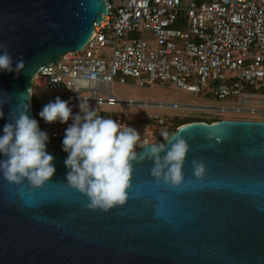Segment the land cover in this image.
I'll list each match as a JSON object with an SVG mask.
<instances>
[{
	"label": "water",
	"instance_id": "1",
	"mask_svg": "<svg viewBox=\"0 0 264 264\" xmlns=\"http://www.w3.org/2000/svg\"><path fill=\"white\" fill-rule=\"evenodd\" d=\"M107 14L108 0H0V42L13 68L25 61L19 73L0 70V135L17 105L28 104L36 120L35 75L84 50ZM176 132L189 145L184 183L156 184L153 161L134 162L129 199L108 212L84 207L62 152L46 147L55 173L39 188L0 173V264H264V121L196 122ZM193 159L206 165L203 180Z\"/></svg>",
	"mask_w": 264,
	"mask_h": 264
},
{
	"label": "built area",
	"instance_id": "2",
	"mask_svg": "<svg viewBox=\"0 0 264 264\" xmlns=\"http://www.w3.org/2000/svg\"><path fill=\"white\" fill-rule=\"evenodd\" d=\"M116 79L123 85L132 79L140 87L170 83L181 92L203 95L216 103L231 102L213 110L264 120V108L251 107L253 98H261L259 105L264 106V0L108 2V14L95 26L87 47L62 56L35 75L33 109L41 112L56 97L69 105L88 99L100 115L102 107H165L118 100L111 89ZM165 120L148 117L158 126H164ZM116 121L127 125L122 115ZM41 124L53 127L59 120L47 123L42 119ZM127 126L136 129L138 125ZM62 137L58 132L52 135ZM153 139L150 135L141 141L152 144Z\"/></svg>",
	"mask_w": 264,
	"mask_h": 264
},
{
	"label": "clouds",
	"instance_id": "3",
	"mask_svg": "<svg viewBox=\"0 0 264 264\" xmlns=\"http://www.w3.org/2000/svg\"><path fill=\"white\" fill-rule=\"evenodd\" d=\"M24 68L23 57L13 68L7 43L0 42V70L19 73ZM79 108L80 113L73 115L68 102L56 97L54 102L44 105L39 115L47 123L59 120L64 124L72 119L62 141L63 151L68 154L67 184L87 197L86 209L108 212L124 205L129 199L134 162L153 161L151 176L156 184L163 181L169 187L178 188L184 183L182 169L189 145L178 132L162 131L164 142L145 144L136 129L102 117L97 108L90 107L88 99H81ZM28 109V104L22 109L19 105L14 107L10 112L13 120L3 127L0 154L6 159L0 160V173L17 185L26 178L31 188L36 189L49 181L55 167L54 157L46 151L48 134L40 130L37 120L28 116ZM191 163L194 177L203 180L205 163L198 159Z\"/></svg>",
	"mask_w": 264,
	"mask_h": 264
},
{
	"label": "rangeland",
	"instance_id": "4",
	"mask_svg": "<svg viewBox=\"0 0 264 264\" xmlns=\"http://www.w3.org/2000/svg\"><path fill=\"white\" fill-rule=\"evenodd\" d=\"M106 54H110V49L102 50ZM112 93L118 100H132L135 102H147L152 104H164L165 107L157 106H116V107H102L100 108L104 113L102 117L105 118H115L119 115L127 119V125L134 122L138 126L136 130L140 134L141 138L144 136L153 135V142H158L163 137L161 136L162 131H170L178 123L185 120L193 121L195 119H201L204 121H217L222 119H239V120H252L259 119L256 117H243L229 112L217 111V109H212V107L220 106L222 104L228 105L231 102L224 101L221 103H216L210 98H206L203 95L191 94L185 91L178 90L173 84H154L147 85L145 87H140L135 80L128 79V82L123 85L117 79L112 84ZM261 98H253L252 101L255 103L251 107L264 108V106L259 105ZM69 105V104H68ZM235 106V105H231ZM72 109L73 115H75L76 110L79 105H69ZM93 107V106H90ZM39 111V110H38ZM40 112V111H39ZM149 116H163L165 117V125L158 126L156 122L150 123L148 121ZM264 121V120H261ZM70 118L67 123H60L57 126L46 127L44 126L43 131L48 135L58 132L59 134L65 135V130L72 123ZM53 135V134H52ZM48 141V146L54 148L62 144L63 137L59 139H54L52 137Z\"/></svg>",
	"mask_w": 264,
	"mask_h": 264
},
{
	"label": "trees",
	"instance_id": "5",
	"mask_svg": "<svg viewBox=\"0 0 264 264\" xmlns=\"http://www.w3.org/2000/svg\"><path fill=\"white\" fill-rule=\"evenodd\" d=\"M108 2H109V3H117L118 0H108ZM39 113H40V112H39L38 110H35V111H34L35 118H36V120H37V122H38L39 128H40L41 131H43L44 126L41 124L42 118L40 117ZM112 119H113V118H112ZM115 119H116V118H115ZM217 121H219V120H217ZM217 121H204V120H201V119H195V120H193V121H191V120H190V121L185 120V121H183V122H181V123H178V125L175 126L173 129H171V130L169 131V133H170V134H171V133H175V132L177 131L178 128H180L181 126H184V125L190 124V123L203 122V123H209V124H210V123L217 122ZM44 131H45V129H44ZM52 134H53V133H52ZM52 134L48 135V137H52ZM64 136H65V135H63V138H64ZM50 139H51V138H49L48 141H49ZM48 141H47V146H46V147H48L49 149H51V150H53V151H59V152H62V153L67 157L68 154H67L66 152L63 151V145H62V144H60L58 147H54V148H52V147L48 146ZM158 142H164V141H163V138L160 139Z\"/></svg>",
	"mask_w": 264,
	"mask_h": 264
},
{
	"label": "crops",
	"instance_id": "6",
	"mask_svg": "<svg viewBox=\"0 0 264 264\" xmlns=\"http://www.w3.org/2000/svg\"><path fill=\"white\" fill-rule=\"evenodd\" d=\"M117 118V117H116Z\"/></svg>",
	"mask_w": 264,
	"mask_h": 264
}]
</instances>
